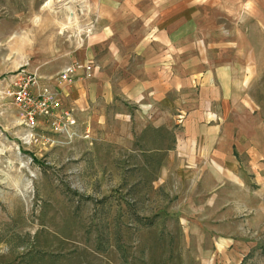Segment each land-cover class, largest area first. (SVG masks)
Wrapping results in <instances>:
<instances>
[{
  "label": "rangeland",
  "instance_id": "obj_1",
  "mask_svg": "<svg viewBox=\"0 0 264 264\" xmlns=\"http://www.w3.org/2000/svg\"><path fill=\"white\" fill-rule=\"evenodd\" d=\"M136 1L101 66L86 0H0V264H264V0ZM127 30L137 47L142 31L162 32L194 65L198 54L234 60L250 147L232 129V145L196 150L187 166L177 124H159L134 87L144 74L136 52L120 54ZM74 62L94 78L60 83ZM20 68L62 94L61 126L40 117L24 128L2 95ZM65 113L74 125L62 128Z\"/></svg>",
  "mask_w": 264,
  "mask_h": 264
},
{
  "label": "crops",
  "instance_id": "obj_2",
  "mask_svg": "<svg viewBox=\"0 0 264 264\" xmlns=\"http://www.w3.org/2000/svg\"><path fill=\"white\" fill-rule=\"evenodd\" d=\"M86 2L91 9L93 20L97 23L98 31L95 38H98L101 42L99 46L104 49L98 59V63L101 62L103 66L105 58L113 55L114 50L118 49L116 37L120 35L121 28L126 27L122 23L136 21L137 1L86 0ZM147 32L148 30L142 31L140 37L144 40L138 47L133 41L137 37L135 32L131 35L127 30L126 34H122L119 39H127V43L123 42L125 44H122L123 50H120V54L136 52L135 63L141 67L139 71L144 77L136 76L137 83H134V87H137L140 94L153 104L152 114L158 116L159 124L171 119L177 124L179 129L175 132V145L180 151L179 154L185 157L182 158L183 161L189 163L187 166H191L194 156L192 154L196 150L205 151L208 147L210 149L218 141L220 143L227 141L232 145V129L235 130L237 139L250 147L251 137L250 140L247 138L257 130L247 125V122L251 123L253 120L248 109L244 107L247 102L242 90L246 80L240 76L234 60L215 65L213 59L198 54L199 63L194 65L186 58L188 56L184 48L169 47L167 35L153 31L149 38ZM88 38L91 39V35H88ZM83 54L89 57L88 54L92 53L88 51L87 54L86 51L79 55ZM119 62L121 65L120 60ZM76 63H70L68 66ZM91 67L90 78L79 70L71 82H76L74 84L76 85L80 80L94 78L96 69L93 65ZM66 88H71V85ZM51 92L58 101L62 99V94L58 96L57 92L52 90ZM244 123L246 125L242 127ZM256 124L259 128L258 122Z\"/></svg>",
  "mask_w": 264,
  "mask_h": 264
},
{
  "label": "built area",
  "instance_id": "obj_3",
  "mask_svg": "<svg viewBox=\"0 0 264 264\" xmlns=\"http://www.w3.org/2000/svg\"><path fill=\"white\" fill-rule=\"evenodd\" d=\"M82 70L87 78L91 77V65L76 63L68 66L59 76L60 82H71L72 77ZM4 98L10 101L21 113L23 126L30 131L40 117L53 118L56 110L60 107L59 101L51 93L47 85L40 84L38 79L25 69L20 68L16 74L11 76L9 84L2 92ZM62 128L73 126L74 120L68 113L63 116ZM53 120V125L61 126ZM31 132V131H30ZM27 138V137H26Z\"/></svg>",
  "mask_w": 264,
  "mask_h": 264
},
{
  "label": "bare ground",
  "instance_id": "obj_4",
  "mask_svg": "<svg viewBox=\"0 0 264 264\" xmlns=\"http://www.w3.org/2000/svg\"><path fill=\"white\" fill-rule=\"evenodd\" d=\"M54 5H55V2L53 1V0H47V2H46V5L45 6H48L49 8H52L53 9V7H54ZM56 8V7H55ZM67 8V14H68V16H67V22H68V25L67 26H69V24H72L73 22H75V17L73 16V12L71 11V8L70 7H66ZM66 22V23H67ZM74 24V23H73ZM64 27V26H63ZM66 27V26H65Z\"/></svg>",
  "mask_w": 264,
  "mask_h": 264
},
{
  "label": "water",
  "instance_id": "obj_5",
  "mask_svg": "<svg viewBox=\"0 0 264 264\" xmlns=\"http://www.w3.org/2000/svg\"><path fill=\"white\" fill-rule=\"evenodd\" d=\"M53 1H55V2H57V3H58L59 1H62V0H53Z\"/></svg>",
  "mask_w": 264,
  "mask_h": 264
}]
</instances>
